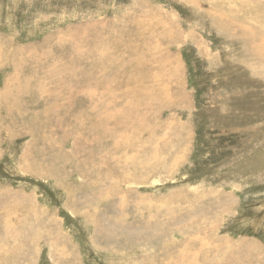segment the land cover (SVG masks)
Wrapping results in <instances>:
<instances>
[{
    "label": "rangeland",
    "instance_id": "374dc122",
    "mask_svg": "<svg viewBox=\"0 0 264 264\" xmlns=\"http://www.w3.org/2000/svg\"><path fill=\"white\" fill-rule=\"evenodd\" d=\"M0 264H264V0H0Z\"/></svg>",
    "mask_w": 264,
    "mask_h": 264
}]
</instances>
